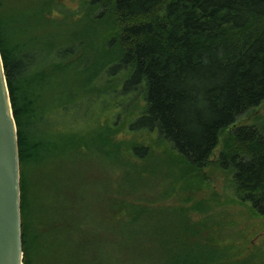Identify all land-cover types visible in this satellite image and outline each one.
<instances>
[{"label": "trees", "instance_id": "1", "mask_svg": "<svg viewBox=\"0 0 264 264\" xmlns=\"http://www.w3.org/2000/svg\"><path fill=\"white\" fill-rule=\"evenodd\" d=\"M71 3L0 0L22 166L45 161L55 173L67 155L86 170L96 157L81 152L83 135L97 125L123 122L151 143L129 144L130 170L112 178L121 194L105 195L96 226L60 200L34 217L22 168L24 264H255L233 244L203 241L191 218L152 197L143 171L163 161L201 171L225 135L216 163L231 171L235 201L264 214V123H239L264 104V0ZM129 195L131 221L120 215Z\"/></svg>", "mask_w": 264, "mask_h": 264}, {"label": "rangeland", "instance_id": "2", "mask_svg": "<svg viewBox=\"0 0 264 264\" xmlns=\"http://www.w3.org/2000/svg\"><path fill=\"white\" fill-rule=\"evenodd\" d=\"M64 1L74 2L71 4L76 7L83 2V0ZM105 123L107 122L104 121L103 125H106ZM122 123H113V126L119 130L109 133L106 130L104 133L103 128H107L105 126L96 129L98 125L88 129L93 131L91 133L84 131V141L89 143H84L81 152L96 157V163L89 164L88 168L87 165L86 170L81 163L67 155L53 158L51 166L55 173L47 174L44 160L42 166L35 165L34 168L28 162H25L24 166L21 164V170L24 168L27 194L33 196L30 210L34 217L46 213V204L60 200V204L66 202L65 205L70 206L79 203V211L84 218L89 223L97 225L99 215L105 212L103 210L105 195L108 192L109 196L114 197L121 194L120 189H117V182L112 178L120 170L122 172L130 170L129 144L136 140L138 142L141 138H144L147 144L151 143L145 134L139 133L132 137L125 130L126 128L120 125ZM239 123L256 126L264 123V104L244 116ZM224 138L225 135L212 157V163L201 171H191L183 163L173 165L171 162L163 161L162 164L159 162L157 169L147 168L143 173L149 181H152L149 187L150 192L154 193L152 197L158 194L160 197V200L157 197L158 202L160 201L162 206L177 209V214L191 218L192 224L200 226L202 231L200 237L203 241L214 239L220 245L233 244L231 246L242 255L240 259H251L252 263L254 260L255 264H264V214L255 215L248 206L235 201L232 173L230 170H223L216 163L223 148ZM66 145L69 146L71 143L67 141ZM153 151L159 154L161 149L153 148ZM38 176L39 180H37ZM107 176L113 181V188ZM73 196L78 200H74ZM197 204L200 206H196ZM137 214V205L132 195H129L127 202L122 203L120 215L131 221ZM32 220L35 221L33 217Z\"/></svg>", "mask_w": 264, "mask_h": 264}, {"label": "water", "instance_id": "3", "mask_svg": "<svg viewBox=\"0 0 264 264\" xmlns=\"http://www.w3.org/2000/svg\"><path fill=\"white\" fill-rule=\"evenodd\" d=\"M17 123L0 50V264H24Z\"/></svg>", "mask_w": 264, "mask_h": 264}]
</instances>
